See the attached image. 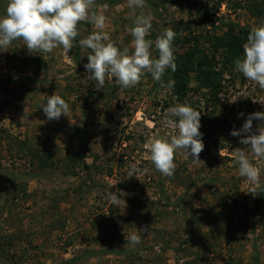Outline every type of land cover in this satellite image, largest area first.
Masks as SVG:
<instances>
[{
    "label": "rangeland",
    "instance_id": "rangeland-1",
    "mask_svg": "<svg viewBox=\"0 0 264 264\" xmlns=\"http://www.w3.org/2000/svg\"><path fill=\"white\" fill-rule=\"evenodd\" d=\"M96 4L107 17L104 31L131 54L127 0ZM146 5L148 39L169 26L177 32V69L165 72L173 78L163 76L164 86L145 71L130 89L112 78L97 91L84 68L91 50L79 45L94 30L88 21L69 51L30 54L22 39L0 51V264H264V158L231 135L249 114L264 112V89L235 65L250 31L264 25V0ZM236 36L242 51L229 60L223 45ZM191 49L194 65L183 75ZM179 77L184 84L170 90L167 82ZM54 93L70 111L49 121L42 106ZM185 101L201 112L205 148L196 163L178 151L175 174L166 177L143 145L173 134L163 114ZM261 123L253 120V130ZM237 148L261 169L254 194L239 174ZM132 164L138 178L128 175ZM133 232L138 245L126 243Z\"/></svg>",
    "mask_w": 264,
    "mask_h": 264
},
{
    "label": "clouds",
    "instance_id": "clouds-1",
    "mask_svg": "<svg viewBox=\"0 0 264 264\" xmlns=\"http://www.w3.org/2000/svg\"><path fill=\"white\" fill-rule=\"evenodd\" d=\"M127 6L133 13V27L129 28L133 51L123 50L117 46L109 33L104 31L107 17L98 11L96 0H8L6 14L0 17V51H7L13 41L22 39L28 52L51 53L57 47L71 50L73 41L80 35L78 25L88 21L94 30L79 40L82 48L90 49L88 63L84 65L88 78L93 80L97 91L103 90L106 79L115 78L121 90L136 86L145 71L151 73L155 81L163 84V76L168 69H177L174 40L177 32L166 27L155 40L148 39L152 29L153 16L145 13L146 0H127ZM105 9L107 5L103 6ZM140 9L139 14L136 10ZM153 47L158 52L153 57ZM236 69L245 78L264 89V25L254 27L243 45V58L235 60ZM175 86L173 80L167 82L171 90ZM49 121L59 120L62 115L69 116V104L56 93L47 97L42 106ZM240 116H244L241 112ZM253 120L262 123L253 130ZM161 124L173 129V134L149 136L143 147L150 153L149 159L155 169L166 177H173L176 170L175 155L183 151L192 157L194 163L201 161L200 153L204 150L203 133L200 129L201 112L187 101L169 107L163 114ZM241 137L240 143L251 149L254 156L264 158V112L248 115L239 130L231 132ZM246 148L235 150V160L239 165V174L251 182L254 187L249 193H255V186L260 185L261 169L246 154ZM139 169L135 164L130 166L129 177L138 178ZM111 200L119 202V194L111 193ZM146 232L147 227L140 229ZM126 243L138 245L141 236L136 232L125 236Z\"/></svg>",
    "mask_w": 264,
    "mask_h": 264
},
{
    "label": "trees",
    "instance_id": "trees-1",
    "mask_svg": "<svg viewBox=\"0 0 264 264\" xmlns=\"http://www.w3.org/2000/svg\"><path fill=\"white\" fill-rule=\"evenodd\" d=\"M7 3H8L7 1L0 0V11H3L6 9ZM237 37L238 36H236L233 39H230L232 37H229V39L227 38L226 42L224 43L225 45H223V49L226 50L225 51V57L228 58L229 60H233V57L236 55L238 56L239 52L242 51L241 42H239V41L237 42ZM195 52H196L195 50L191 49L188 52L187 56L184 55V57H186V61L183 64V67H184L182 69L183 75L185 74V72H188V70L194 65ZM200 66L202 67L201 63H200ZM166 72H168V71H166ZM174 77L176 78L177 74ZM168 78H173V75H169L168 73H166L164 75V79H168ZM174 82H175V85H177V84L179 85L180 82H183V84H184V77H179L178 80H176Z\"/></svg>",
    "mask_w": 264,
    "mask_h": 264
},
{
    "label": "crops",
    "instance_id": "crops-1",
    "mask_svg": "<svg viewBox=\"0 0 264 264\" xmlns=\"http://www.w3.org/2000/svg\"><path fill=\"white\" fill-rule=\"evenodd\" d=\"M102 253V252H101ZM106 253H111V252H106ZM113 253H115V254H117V252L116 251H114ZM103 255L105 254V252L104 253H102ZM101 254V255H102ZM91 255H94L93 253H91ZM107 255H110V254H107ZM90 256V255H89ZM90 257H92V256H90ZM75 259H74V262L73 263H75L76 261L78 262V260H79V257H77V255H75V257H74ZM69 264L71 263V261H69L68 262Z\"/></svg>",
    "mask_w": 264,
    "mask_h": 264
}]
</instances>
